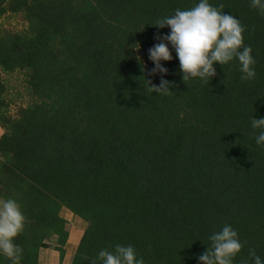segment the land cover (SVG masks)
I'll list each match as a JSON object with an SVG mask.
<instances>
[{
    "label": "trees",
    "instance_id": "1",
    "mask_svg": "<svg viewBox=\"0 0 264 264\" xmlns=\"http://www.w3.org/2000/svg\"><path fill=\"white\" fill-rule=\"evenodd\" d=\"M198 3L0 0V199L25 216L19 264L48 249L63 262V209L86 224L70 264L117 244L144 264H200L225 225L244 243L233 264H253L249 249L264 262V145L251 124L264 118V15L251 0H209L244 27L254 79L234 59L208 84L184 83L166 41L167 75L150 74L149 49L171 31L157 21ZM13 75L29 103L11 113ZM161 78L172 94L147 90Z\"/></svg>",
    "mask_w": 264,
    "mask_h": 264
},
{
    "label": "clouds",
    "instance_id": "2",
    "mask_svg": "<svg viewBox=\"0 0 264 264\" xmlns=\"http://www.w3.org/2000/svg\"><path fill=\"white\" fill-rule=\"evenodd\" d=\"M223 7V4L214 7L209 0H199L188 10L176 9L174 15L158 20L157 28L167 26L171 31L166 36H158L161 42L149 49V59L154 64L150 74L159 73L161 77L167 75L168 70L161 61H171L172 55L167 46L171 44L179 60L184 83L199 78L208 84L216 75L215 64L226 65L234 59L240 65L241 79H254L255 60L251 55L252 48L244 44L245 29L236 17L222 12ZM251 7L264 15V0H251ZM146 83L151 93L172 94L170 89L173 85L163 78L158 86L148 80ZM251 124L254 130H260L255 137L257 145H264V118L252 119ZM24 223L25 216L19 204L13 199H0V253L12 264H19L21 260L22 249L13 241L22 233ZM209 240L211 246L199 256L200 264H233L234 258L244 247L231 225H225L221 231L213 233ZM248 257L253 264H264L255 249H249ZM97 260L103 264H144L142 258H137L131 245L117 244L114 251L102 249L92 264H97Z\"/></svg>",
    "mask_w": 264,
    "mask_h": 264
},
{
    "label": "rangeland",
    "instance_id": "3",
    "mask_svg": "<svg viewBox=\"0 0 264 264\" xmlns=\"http://www.w3.org/2000/svg\"><path fill=\"white\" fill-rule=\"evenodd\" d=\"M8 80L9 86V96L12 97L11 113L16 110L19 106H26L29 103V97L23 94L24 83L22 77L19 75L6 76L4 77ZM61 216L67 222V230L69 231V239L65 246V257L61 264H70L71 258L75 252L78 241L86 227L83 220L78 217L73 216L70 212L63 209L61 211ZM40 264H60L58 260V253L52 249L44 250L40 255Z\"/></svg>",
    "mask_w": 264,
    "mask_h": 264
}]
</instances>
